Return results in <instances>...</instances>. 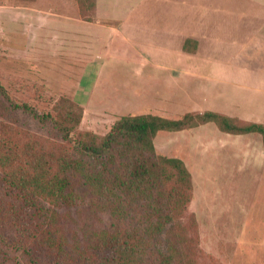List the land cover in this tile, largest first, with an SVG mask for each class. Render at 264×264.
<instances>
[{
  "label": "rangeland",
  "instance_id": "obj_1",
  "mask_svg": "<svg viewBox=\"0 0 264 264\" xmlns=\"http://www.w3.org/2000/svg\"><path fill=\"white\" fill-rule=\"evenodd\" d=\"M29 1L0 0V4L23 6ZM240 2L197 0L196 7L183 14L191 19L189 27H195L199 7L214 9L222 5L239 13L244 9ZM54 4L49 5V10H62L81 21L89 18L85 22L91 23L87 26L91 30L87 31L81 23L66 27L56 49L52 46L39 49L30 44V39L25 40L20 20L14 21L10 29L6 26L0 31V108L9 100L25 103L38 115L59 114L64 119L67 111L77 113L75 108L67 107L75 105L81 110V118L71 129L67 142H62L52 125L8 111L1 121L19 144L30 143L44 151L64 150L75 155L76 143L97 142L122 116L177 119L185 113L211 111L247 122L246 115L254 111V97L247 89L251 76L245 70L231 71L221 64L198 65L187 70L163 68L170 63L179 65L181 59L175 54L176 49H151L157 41L153 31L166 28L169 20H173L169 15L174 12L162 0L139 4V17L124 26L131 45L119 38L111 43L112 47L103 31L112 34L107 27H115L117 23L94 20L86 10L80 15L76 0H63L56 4L61 6L58 8ZM7 10L0 7V17ZM209 16L212 20L217 18L214 14ZM179 18L183 19L182 14ZM71 31L74 35L68 38ZM185 47L182 50H194L192 43H186ZM231 50L217 49L218 53L208 56L225 64ZM93 57L95 66L86 63ZM152 142L156 154L179 159L190 175V199L178 223L195 241L193 264H264V168L258 162L262 149L260 136L227 135L207 123L179 132H157ZM21 196L0 180V264H83L75 256L71 263L59 261L42 245L39 234L47 221V210L56 213L57 232L73 246L70 251L74 253L83 249L91 231L114 223L106 214L87 211L85 201L67 200L52 208L43 201Z\"/></svg>",
  "mask_w": 264,
  "mask_h": 264
},
{
  "label": "trees",
  "instance_id": "obj_2",
  "mask_svg": "<svg viewBox=\"0 0 264 264\" xmlns=\"http://www.w3.org/2000/svg\"><path fill=\"white\" fill-rule=\"evenodd\" d=\"M76 2L80 15L85 10L93 15L94 0ZM67 107L77 113L67 111L64 119L59 114L38 115L25 103L9 100L0 108V180L5 187L52 208L67 200L85 201L87 211L106 214L114 221L91 231L83 249L74 253L57 232L56 213L47 210L39 240L66 263L75 256L83 264H193L195 241L178 223L190 199V175L179 159L156 154L152 141L157 132L212 123L227 135L258 134L264 153L263 125L211 111L185 113L177 119L122 116L97 142L76 143L75 155L19 144L1 121L8 111L22 113L52 125L60 140L67 142L81 118L80 108Z\"/></svg>",
  "mask_w": 264,
  "mask_h": 264
},
{
  "label": "crops",
  "instance_id": "obj_3",
  "mask_svg": "<svg viewBox=\"0 0 264 264\" xmlns=\"http://www.w3.org/2000/svg\"><path fill=\"white\" fill-rule=\"evenodd\" d=\"M47 1L30 0L27 5L23 6L11 5L7 2L0 4V7L8 9L0 17L2 22L0 31H3L6 26L10 29L14 25V21L20 20L24 28L22 36L25 40L30 39V44L39 46V49L49 46L56 49L57 40L64 36L62 30L66 27L81 23L87 28V31L91 30V27H87L91 25L89 22L63 14L62 10L61 12L49 10L50 4L55 3L53 6L56 7V4L62 3L63 0H53L52 3ZM145 1L152 4L160 2V0H94L93 19L117 23L115 27H107L113 32L112 34L107 33L104 26L105 31L101 30L110 45L119 38L120 42L131 45L128 35L124 33V26L132 18L139 17V4ZM162 2L167 3L174 12L169 15V18L173 20H169L170 24L166 28L158 27L153 31L157 41L154 43L155 48L151 49H176L175 54L181 59L179 65L170 63L163 68L187 70L198 65L221 64L231 71L234 69L245 70L251 76V82L247 84V89L251 90L254 97V111L246 115L247 122L264 126V0H242L240 3H243L244 9L239 13L233 8L226 10L222 5L220 8L216 6L214 9L197 6L200 9L198 8L199 14L195 19L197 22L195 27H189L191 19L188 16L184 18V14H188V11L192 10L191 7H196L197 0L194 2L192 0L179 2L162 0ZM58 7L61 6L56 8ZM21 8L23 11H19ZM181 14L183 19L179 18ZM209 14H214L217 17L216 20H212ZM18 16H21L22 19H18ZM179 19L182 20V24H179ZM48 23L52 26H49ZM227 29H230V33H227ZM73 32L71 31L70 36L67 35L68 38L73 37ZM50 38L54 41H51ZM186 40L194 45L192 52L182 50L186 49V43L184 44ZM217 49H232L225 64L215 59L214 56H208V53H218ZM94 57L93 59L89 58L90 60L88 59L86 63L95 66ZM104 57L106 58L105 55ZM259 156L258 162L260 161L264 168L262 149H260Z\"/></svg>",
  "mask_w": 264,
  "mask_h": 264
}]
</instances>
